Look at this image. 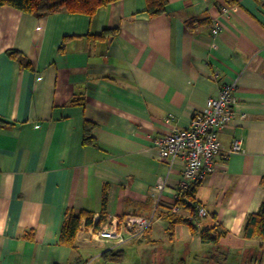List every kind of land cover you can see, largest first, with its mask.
Segmentation results:
<instances>
[{"label":"crops","instance_id":"1","mask_svg":"<svg viewBox=\"0 0 264 264\" xmlns=\"http://www.w3.org/2000/svg\"><path fill=\"white\" fill-rule=\"evenodd\" d=\"M167 1L155 18L146 0L93 16L0 7V264H85L91 253L103 260L107 250L126 257L149 246L154 264H166V244L209 263L212 245L184 224L171 235L160 216L177 203L185 163L163 161L155 140L188 128L225 84L236 85V116L196 195L209 214L200 227L226 232V264L263 245L243 230L264 203V0ZM189 20L200 22L189 29ZM235 140L243 152L229 154ZM104 199V228L131 215L155 216L153 227L114 247L91 239L83 219L75 248L62 245L67 213L90 211L97 222Z\"/></svg>","mask_w":264,"mask_h":264},{"label":"built area","instance_id":"2","mask_svg":"<svg viewBox=\"0 0 264 264\" xmlns=\"http://www.w3.org/2000/svg\"><path fill=\"white\" fill-rule=\"evenodd\" d=\"M221 31L222 27L217 23L213 28L212 35L217 37ZM237 104L236 85L225 84L218 96L208 100L206 107L194 117L188 128L175 127L166 137L155 140V146L159 149L163 161L169 162L171 165L177 160H182L185 163L177 199L180 197V193L189 191L195 184L201 183L216 171L217 159L222 153L219 135L235 118ZM1 121L2 117H0ZM242 152V141L235 140L229 154ZM166 183V180H161L158 183V192L166 188ZM174 212L180 213V209L174 208ZM198 212L201 219L209 216L207 210L202 206L198 208ZM154 223L155 216L131 215L123 220H118L111 227L99 231L92 228L90 236L95 241L116 247L125 243L129 237H142L153 227ZM119 225H122L123 230H119Z\"/></svg>","mask_w":264,"mask_h":264},{"label":"trees","instance_id":"3","mask_svg":"<svg viewBox=\"0 0 264 264\" xmlns=\"http://www.w3.org/2000/svg\"><path fill=\"white\" fill-rule=\"evenodd\" d=\"M122 0H0V7H11L27 14H47L65 10L74 14H86L93 16L103 7ZM147 12L152 18L161 16L166 13L167 0H146ZM199 20H189L186 25L192 29ZM104 37V34L102 35ZM9 56L20 61L25 67L31 68L29 59L19 51H11ZM94 125L88 123L86 126V142L94 143L91 132ZM264 185V180L262 181ZM201 183L195 184L189 191L180 193L175 207L167 209L161 213V217L170 224L169 232L173 235L177 225H187L193 236H200L203 244L212 245L215 251L209 255L208 264H226L227 254L220 248V240L226 235L218 225L212 227H200L201 218L199 217L198 208L201 206L196 199L197 192ZM100 220L95 222V214L90 211H69L66 215L65 223L61 232V244L70 248H75L77 235L82 226L83 219L86 225L99 231L104 228L107 222V200H103ZM174 208L185 210L190 213V217H184L180 213H175ZM128 216L121 217L123 220ZM243 237L247 240H257L261 243V251L264 253V203L257 213L251 214L244 225ZM124 251L107 250L102 254L105 263H121L124 259ZM264 257V255H263ZM263 257L259 260L264 263ZM258 261V260H257Z\"/></svg>","mask_w":264,"mask_h":264},{"label":"rangeland","instance_id":"4","mask_svg":"<svg viewBox=\"0 0 264 264\" xmlns=\"http://www.w3.org/2000/svg\"><path fill=\"white\" fill-rule=\"evenodd\" d=\"M150 246L148 250L143 251L142 253L137 252H131L127 251L126 257H124L123 261L121 263L117 262H110L105 263L103 260L99 259L97 254L91 253L89 255L84 256L85 264H154L152 256V250H150ZM166 250L167 254L166 259L168 260L166 264H204L202 263L200 256H198V253H190L185 252L181 253V257H179V253L175 251L170 245L166 244ZM190 251V250H189ZM239 255V259H233V261L229 262L228 264H250L251 259L258 260L254 264H264L260 262L259 260L263 257L264 253L259 249V251L255 253H237ZM183 259L181 261H178L180 259ZM264 259V257H263ZM205 264H208L205 263ZM214 264V263H212Z\"/></svg>","mask_w":264,"mask_h":264}]
</instances>
